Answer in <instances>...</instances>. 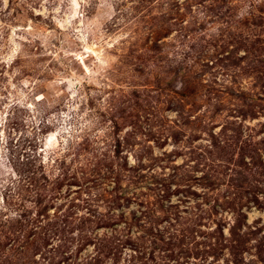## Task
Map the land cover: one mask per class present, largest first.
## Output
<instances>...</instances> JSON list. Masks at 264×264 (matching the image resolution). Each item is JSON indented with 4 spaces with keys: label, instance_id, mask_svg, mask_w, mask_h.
Returning <instances> with one entry per match:
<instances>
[{
    "label": "rangeland",
    "instance_id": "obj_1",
    "mask_svg": "<svg viewBox=\"0 0 264 264\" xmlns=\"http://www.w3.org/2000/svg\"><path fill=\"white\" fill-rule=\"evenodd\" d=\"M222 4L0 0V199L29 159L51 179L67 171L74 189L99 191L117 166H152L153 183L203 170L194 153L223 126L224 139L264 131V114L247 106L264 85L244 51L250 30L264 41V0ZM141 185L144 201L153 184Z\"/></svg>",
    "mask_w": 264,
    "mask_h": 264
},
{
    "label": "trees",
    "instance_id": "obj_2",
    "mask_svg": "<svg viewBox=\"0 0 264 264\" xmlns=\"http://www.w3.org/2000/svg\"><path fill=\"white\" fill-rule=\"evenodd\" d=\"M210 1L231 11L233 0ZM257 32L249 31L244 51L255 58L251 74L264 85ZM262 91L247 105L258 116ZM224 128L204 154L194 153L203 170L188 165L182 176L174 172L155 183L144 173L152 166L139 163L110 169L99 191L87 184L74 189L71 173L51 179L29 159L20 178L2 186L0 264H264V217L250 216L264 214V131L238 128L224 139ZM143 180L153 184L144 201L134 192ZM126 181L133 187L124 188Z\"/></svg>",
    "mask_w": 264,
    "mask_h": 264
}]
</instances>
